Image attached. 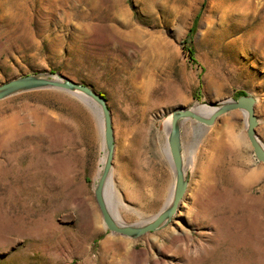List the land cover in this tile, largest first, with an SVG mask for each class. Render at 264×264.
I'll return each mask as SVG.
<instances>
[{"label": "rangeland", "instance_id": "obj_1", "mask_svg": "<svg viewBox=\"0 0 264 264\" xmlns=\"http://www.w3.org/2000/svg\"><path fill=\"white\" fill-rule=\"evenodd\" d=\"M47 1L0 6V85L54 73L105 99L115 221L138 226L169 203L174 110L252 96L264 146V0ZM181 143L178 209L133 239L109 232L95 199L106 152L97 109L54 89L0 101V264H264V164L244 113L184 120ZM107 239L125 249L102 250Z\"/></svg>", "mask_w": 264, "mask_h": 264}, {"label": "water", "instance_id": "obj_2", "mask_svg": "<svg viewBox=\"0 0 264 264\" xmlns=\"http://www.w3.org/2000/svg\"><path fill=\"white\" fill-rule=\"evenodd\" d=\"M39 89H54L67 92L80 98L87 105L95 107L98 111L106 152L102 172L95 186L94 194L103 223L109 232L135 239L147 233L155 232L170 222L178 209L188 185L189 176L184 168L181 143V122L184 120H192L199 126H211L221 115L235 110L242 111L246 117V135L253 155L257 162L264 164V146L256 134L258 124V119L255 115L256 100L252 96H239L235 101L210 103L204 111L200 110L199 107L178 108L172 112L167 130L168 153L175 172L171 200L149 222L138 226H125L117 220L115 221L113 216H111L105 196L111 175L114 149L110 112L105 99L85 85L77 84L63 76L52 73L25 75L1 84L0 101L20 93Z\"/></svg>", "mask_w": 264, "mask_h": 264}, {"label": "bare ground", "instance_id": "obj_3", "mask_svg": "<svg viewBox=\"0 0 264 264\" xmlns=\"http://www.w3.org/2000/svg\"><path fill=\"white\" fill-rule=\"evenodd\" d=\"M40 3H42V1L43 0H38ZM45 1V0H44ZM53 1L54 0H48L47 2H48V5H50V3L52 4L53 3ZM21 0H5L4 2H0V6L2 7V11L3 12H9V13H11L12 12V10L15 8V7H17V6H19V5H21ZM138 75H139V73H137V72H135V73H133V74H131V75H129V80H130V83L129 84H131L132 86H133V83L135 82V80L138 78ZM264 106V105H263ZM199 109L200 110H202V111H204L206 108H205V106H203V105H199ZM170 120H171V118H169L166 122H165V128L166 127H168L169 128V124H170ZM168 128H167V130H168ZM164 149H165V152L167 153V148L166 147H164ZM111 176V175H110ZM111 185L112 184V181H111V178H109V181H108V184L107 185ZM172 195V194H171ZM171 200V199H170ZM116 217L119 219V217H120V212L119 211H117L116 212ZM174 238V237H173ZM106 246H110V247H112L113 246V248H114V246H116V248L117 247H119V251H122V250H124L125 249V241H121L120 239H113V240H111V239H107L106 241H104L103 242V244L101 245V248H102V250H105L106 249ZM114 251H115V249H113ZM132 251V250H131ZM103 253H104V251H103ZM120 255V254H119ZM102 256V255H101Z\"/></svg>", "mask_w": 264, "mask_h": 264}]
</instances>
